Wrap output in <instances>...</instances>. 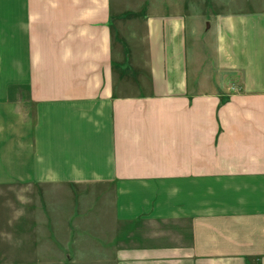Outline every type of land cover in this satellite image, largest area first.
<instances>
[{
	"label": "crops",
	"instance_id": "crops-1",
	"mask_svg": "<svg viewBox=\"0 0 264 264\" xmlns=\"http://www.w3.org/2000/svg\"><path fill=\"white\" fill-rule=\"evenodd\" d=\"M51 186L117 264H264V0H0V254Z\"/></svg>",
	"mask_w": 264,
	"mask_h": 264
},
{
	"label": "rangeland",
	"instance_id": "rangeland-1",
	"mask_svg": "<svg viewBox=\"0 0 264 264\" xmlns=\"http://www.w3.org/2000/svg\"><path fill=\"white\" fill-rule=\"evenodd\" d=\"M106 186L100 185V193ZM52 199V222L48 227L36 226V241L30 239L29 243L18 241L12 227L4 225V239L7 243L1 246L0 264H117L115 259L114 234L118 228L113 227L107 215V201L103 200V209L93 210V188L84 189L78 200L82 207L81 218L71 221L69 229L65 218L71 213L67 203L60 202L59 198L67 201V188L62 186L47 187ZM95 189V188H94ZM98 189V188H97ZM86 190V191H85ZM89 190V191H87ZM51 192V193H50ZM57 194V196H55ZM61 194H63L61 196ZM102 197V196H101ZM106 198V197H105ZM102 206V205H101ZM103 210V212H102ZM101 212V216L98 214ZM41 217V211H37ZM49 231L47 242L41 240L44 233ZM41 236V237H40Z\"/></svg>",
	"mask_w": 264,
	"mask_h": 264
}]
</instances>
